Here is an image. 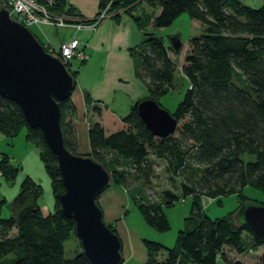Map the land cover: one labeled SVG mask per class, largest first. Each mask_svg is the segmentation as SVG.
Instances as JSON below:
<instances>
[{
  "label": "trees",
  "instance_id": "obj_1",
  "mask_svg": "<svg viewBox=\"0 0 264 264\" xmlns=\"http://www.w3.org/2000/svg\"><path fill=\"white\" fill-rule=\"evenodd\" d=\"M107 1L97 0L98 11L91 20L83 19L66 0H56L51 9H64L81 22L94 23ZM142 2L150 12L145 11L141 20L130 13ZM115 7L123 8L140 30L146 25L166 27L186 13L199 22L202 32L189 37L180 67L173 58L181 45L174 52L150 32L143 31L138 47L131 50L137 74L147 82L146 97L157 100L166 93L178 68L186 81L183 96L170 113L176 120L174 131L165 137L153 136L132 105L120 117L98 103L90 107L99 122H92L87 131V156L108 170L109 185L129 189L135 183L148 184L153 172L150 157L163 160L167 173L186 178L187 182L179 183V195L164 190L157 202L130 194L144 223L159 232L169 228L163 208L179 196H191L189 212L173 244L143 239L146 258L141 264H243L228 260L224 250L241 255L264 244L234 220L238 206L250 201L241 194L243 187L264 193V2L251 8L241 0H110L108 11ZM68 71L74 78L76 71ZM58 106L63 146L76 154L70 96ZM21 128L24 139L38 149L54 205L50 213L42 214L37 205L39 185L29 178L20 182L8 217L0 218V264H91L81 251L64 258L63 243L75 236L74 222L59 210L63 186L55 156L40 130L26 124L17 104L0 95V131L14 136ZM104 150L113 152L125 167L105 164L100 154ZM16 173L9 158L0 153V177L10 181ZM228 195L236 197L237 206L226 215L209 217L201 210L200 196L220 203ZM3 203L0 199V209ZM104 224L116 234L112 223ZM11 229L15 233L7 237Z\"/></svg>",
  "mask_w": 264,
  "mask_h": 264
},
{
  "label": "water",
  "instance_id": "obj_2",
  "mask_svg": "<svg viewBox=\"0 0 264 264\" xmlns=\"http://www.w3.org/2000/svg\"><path fill=\"white\" fill-rule=\"evenodd\" d=\"M169 45L177 52L181 42L173 36ZM73 88L74 78L62 62L0 6V95L17 104L26 124L40 130L55 156L63 186L58 195L59 210L73 220L81 253L91 264H121V242L105 226L96 203V197L110 183V174L91 157L72 154L63 146L58 102L68 98ZM132 106L153 136L165 137L174 131L175 118L156 100L145 96ZM235 219L264 243V205L243 202L236 209Z\"/></svg>",
  "mask_w": 264,
  "mask_h": 264
},
{
  "label": "rangeland",
  "instance_id": "obj_3",
  "mask_svg": "<svg viewBox=\"0 0 264 264\" xmlns=\"http://www.w3.org/2000/svg\"><path fill=\"white\" fill-rule=\"evenodd\" d=\"M109 5L110 0H108L103 7L107 8V14L105 15H113L118 10H123V8L115 7V11H108ZM144 10L146 9L144 8ZM144 10L142 9V7L136 6L130 14L131 16H138L142 20V18L144 17ZM64 11V9L56 11L50 9L51 13L70 14ZM28 29L36 36L38 41H40L41 43L46 42L45 37H47L54 47H56L61 41H67L71 37H77L81 42H83L81 38L82 36L80 37V31L82 29L77 31L73 26L70 25H65L62 28L47 25H33ZM143 31L150 32L155 36L160 37L165 45L169 44V40L171 39V37L177 36L179 38V41L181 42L180 53L175 55V58H173V60H175L178 64V67L181 66L183 53L188 47L187 41L189 37L197 36L202 32L199 22L189 19L186 13L180 14L172 21L170 25L166 27L156 28L150 25H146L143 29H141V32ZM170 57H172L171 54ZM73 61L74 60H71L68 65H63L66 67V69L68 67V69L71 70L72 68H74ZM97 73L98 72L91 71L89 72V76H84V79L88 81L86 83H90V78H93L95 75H97ZM85 74L87 75V73ZM239 81L241 82V79H239ZM185 88L186 81L182 77L178 68L174 72L169 90L159 96L156 102L160 105V107L167 110L169 113H172L177 103L181 100ZM124 91L125 90L120 89V91L117 90L114 91V93H111L112 96H114V99L112 100V102L108 101L107 106L110 109L122 111V105H125L124 103H126V101H123ZM147 95L148 92L146 87L142 91V96H140L139 98L145 97ZM139 98H136L135 100H133V102L138 100ZM0 153L6 155L9 158L10 164H12L17 169L15 177L10 181H6L0 177V199L4 200V203L2 204L0 209V218L8 217L12 201L18 192L20 182L24 178H29L35 184L39 185L41 192L37 199V205L42 214L50 213L53 210L54 205V197L51 190L50 178L44 169L41 159L39 158L38 149L24 139L23 128H21L14 136H8L0 131ZM100 154L103 158V162H105V164H107L109 167L110 165L115 169L125 167V164L123 165L122 163L123 161L120 158L116 157L113 152L104 150L101 151ZM150 158L153 162V172L151 180L148 184L142 183V185H138L135 183L133 187H130L129 193L134 194L135 197L143 196L149 202H157L164 190H170L176 195H179V183L187 182L184 175L169 174L164 170L163 160L154 157ZM113 186L116 185L110 184L108 188L106 187V193L113 192L112 190L115 189ZM130 194L128 195L130 196ZM241 194L251 202L264 204V193L260 190L252 188L250 186H245L241 190ZM128 195H123L122 203H120V205L116 207L117 209L112 210V216L114 215L113 217L117 218V210L118 208H120L119 212L120 210L122 211L120 220L118 219L119 221H117L116 224H114L113 222L111 223L116 227L117 231H115L122 245L121 252L124 260L121 264H139L141 261L138 260L137 256L134 254V249L139 248L140 244L142 250L144 251V246L142 244L143 239L160 242L165 246H171L173 244L177 231L182 227L183 218L189 212L191 199L189 197H183L174 201L171 206L163 208L165 216L169 223V228L166 231L159 232L144 223L141 215L137 211L135 205ZM236 206L237 199L234 195L221 197L220 203H216L215 200L209 201L205 198L202 201L203 212L209 217H222L226 215L227 212L234 209ZM235 223L238 224L239 222L235 219ZM14 233L15 230L11 229L6 234L7 237H10L14 235ZM63 249L64 258H71L74 253L79 252L80 246L77 238L71 235L69 239L63 243ZM224 251L226 252V250ZM9 256L10 255H7V257L5 258H8ZM226 256L228 260H239L243 264H264V244L260 245L255 250L245 252L241 255H238L231 251V253H226ZM158 259L161 260L159 257Z\"/></svg>",
  "mask_w": 264,
  "mask_h": 264
},
{
  "label": "crops",
  "instance_id": "obj_4",
  "mask_svg": "<svg viewBox=\"0 0 264 264\" xmlns=\"http://www.w3.org/2000/svg\"><path fill=\"white\" fill-rule=\"evenodd\" d=\"M241 1L251 8H257L264 2V0ZM66 5L73 8L85 20L94 19L98 11L97 0H66ZM139 6L143 10L145 8L149 11L144 2ZM114 15V17L110 14L99 17L91 29L86 28L80 31V37L82 36L84 50L88 57L84 62L74 60V68L71 69L76 71L70 100L74 108L72 129L77 154L87 155L89 153L87 131L92 122H99V119L90 110L91 105L98 103L107 105L108 101L112 102L114 99L111 93L120 91V89L125 90L123 101L126 103L122 105V111L113 109L121 117L127 114L133 100L142 96V91L147 87L146 80L137 74L136 64L131 55V50L135 51L140 43L142 32L132 17L122 10H118ZM45 39L46 42L50 43L47 37ZM91 71L98 73L90 78V83H86L88 81L84 79V76H89ZM113 187L115 188L112 190L113 192L106 193L107 188L104 189L99 195L97 203L102 211L104 223L113 222L116 224L122 216V211L119 212L120 208H118V217L114 218L112 210L117 209L116 207L122 203L123 195L130 194V188ZM187 197L191 199V196ZM181 198L183 197L179 196L177 199ZM204 198L209 201L212 200L206 196L199 197V205L202 211ZM114 228L116 230L115 226ZM226 253H231V251L227 248ZM134 254L141 261L139 264L145 260V249L143 251L140 244L139 248L134 249Z\"/></svg>",
  "mask_w": 264,
  "mask_h": 264
},
{
  "label": "built area",
  "instance_id": "obj_5",
  "mask_svg": "<svg viewBox=\"0 0 264 264\" xmlns=\"http://www.w3.org/2000/svg\"><path fill=\"white\" fill-rule=\"evenodd\" d=\"M55 1L56 0H0V6H3L7 10L8 15L12 19L21 23L26 28L33 25H47L54 27L70 25L77 31L84 28H92L93 23H84V20L81 22L80 18V20L70 23L64 21V17L67 18V16L77 17L74 14L51 13L50 9L54 7ZM106 9L107 8H103L100 10L99 17L107 14ZM83 46L84 43L77 37H71L67 41H61L56 47L49 42H44L42 44V47L46 52L55 55L62 64L67 65L71 60L82 62L87 59V54L84 51Z\"/></svg>",
  "mask_w": 264,
  "mask_h": 264
},
{
  "label": "bare ground",
  "instance_id": "obj_6",
  "mask_svg": "<svg viewBox=\"0 0 264 264\" xmlns=\"http://www.w3.org/2000/svg\"><path fill=\"white\" fill-rule=\"evenodd\" d=\"M76 19L79 20L77 17H71V16H67V18L64 17V21H67L69 23L77 21Z\"/></svg>",
  "mask_w": 264,
  "mask_h": 264
}]
</instances>
